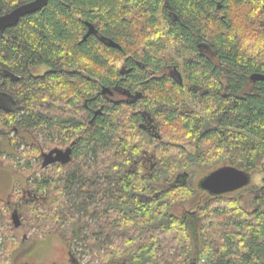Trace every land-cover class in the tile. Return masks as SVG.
<instances>
[{"label": "trees", "instance_id": "1", "mask_svg": "<svg viewBox=\"0 0 264 264\" xmlns=\"http://www.w3.org/2000/svg\"><path fill=\"white\" fill-rule=\"evenodd\" d=\"M29 1L0 0V16ZM41 65L49 70L34 75ZM165 65L181 82L153 72ZM252 73L264 74V0H48L20 17L0 32V85L11 100L0 106V145L10 130L45 148L75 141L54 174L21 171L33 224L49 223L71 264H81L77 239L92 264H264V176L242 188L247 205L198 187L217 167L253 174L264 158V82ZM114 85L138 97L105 101L101 88ZM163 127L174 135L168 147ZM196 169L208 171L195 182ZM189 202L195 233L175 211Z\"/></svg>", "mask_w": 264, "mask_h": 264}, {"label": "rangeland", "instance_id": "2", "mask_svg": "<svg viewBox=\"0 0 264 264\" xmlns=\"http://www.w3.org/2000/svg\"><path fill=\"white\" fill-rule=\"evenodd\" d=\"M168 45L171 51V46L169 43ZM119 64L120 63H118V66ZM48 70L49 67L41 65L33 68L32 73L34 75H42ZM52 114L55 115L54 109L52 110ZM163 128H165V130L162 129V133L166 134L169 131V128ZM19 135L22 138H19V136L12 130L7 131V133L4 134L0 145V150L2 151L1 159L8 161L5 165L0 164V199H5L9 195H12L11 205H13L12 207L11 205L7 206L5 203H0V264H71L73 262L70 261L71 256L66 242L57 232L50 229L49 223L44 225L46 230L41 231L36 223L35 225L33 224V217L28 215L29 211L28 209H25L24 206L26 205L25 201L29 198V195L27 192H23V190L28 189V187L26 179L24 178L25 176L21 171L27 170V168L29 170V168H31V170H29L30 177L39 175L41 171L54 174L55 168L53 166L44 169L41 168V162H39L40 159H38V144L43 146L42 148L44 151H47L56 145H54V143L53 145L51 144L49 148H45L40 136L37 137V140H34L32 136L27 133L21 132ZM169 137H174L170 131L167 133V137L163 139V145L167 143L166 138L169 139ZM156 144L159 146L153 145V147H163L158 141H156ZM165 146L168 147V144ZM185 146L189 150L194 149L192 144H186ZM150 147H152V145ZM86 162L91 163V160L87 158ZM12 165H17L21 170L18 172L15 171L12 168ZM30 165L32 166L30 167ZM217 165L218 164H216L215 167H217ZM207 171V169H196L194 181L196 182V180ZM249 174L251 181L250 184L260 186L262 183V177L264 176V158L257 164L253 174ZM23 193L26 194L24 198H22ZM249 194L250 193L244 189H238L232 191V194H229V196L239 195L241 202L244 205H247ZM199 198L200 195L197 193V200ZM205 199L206 197L202 198L201 202L203 205L205 204ZM193 201H195V199ZM192 203L193 202H189L186 203V205L177 206L175 208L176 214L181 215L185 209H191L193 207ZM15 205L19 206V208L22 207V211H17L22 222V225L18 227L13 225L10 217ZM33 206L34 208L38 207L41 213L45 214L47 212L38 202L36 205L33 204ZM30 224H32L31 227H29ZM189 229L192 233L197 231L195 216H189ZM12 244H15L17 247L15 248V252L11 255L8 254V252L13 249L5 251L4 248L6 245L9 246ZM72 249L76 254L75 256L77 258L80 257L78 261H80L81 264L93 263L92 261H89L92 252L85 247L83 242L77 239L76 242L74 241Z\"/></svg>", "mask_w": 264, "mask_h": 264}, {"label": "water", "instance_id": "3", "mask_svg": "<svg viewBox=\"0 0 264 264\" xmlns=\"http://www.w3.org/2000/svg\"><path fill=\"white\" fill-rule=\"evenodd\" d=\"M48 0H31L26 3H22L9 12H6L0 16V32L3 31L7 26L16 23L20 17L24 16L27 13L34 12L38 9H41L47 4ZM179 80L180 74H178ZM250 79L255 81H264V74L261 73H252ZM102 93H112V90L107 86L101 88ZM8 109V108H6ZM101 109H98L95 113H100ZM55 153V156L53 155ZM43 156L46 158L43 162V166L47 165L50 162H61L67 163L71 160V148L67 147L66 149H51L48 152L43 153ZM178 179V176L176 177ZM250 182V174L243 171L235 166L224 165L215 168L214 170L207 173L198 181V187L208 192L211 195H219L223 193L232 192L246 186ZM12 223L15 227L21 225V219L17 212V209H14L11 213Z\"/></svg>", "mask_w": 264, "mask_h": 264}, {"label": "flooded vegetation", "instance_id": "4", "mask_svg": "<svg viewBox=\"0 0 264 264\" xmlns=\"http://www.w3.org/2000/svg\"><path fill=\"white\" fill-rule=\"evenodd\" d=\"M123 65H125V63L123 62L122 64V68L123 69ZM154 73H157L158 75L160 74V76H164V77H167V76H172V77H178L179 75L176 74V70L174 68L173 65H165V66H162L159 70H155L153 71ZM3 74L6 75L7 72L6 71H3ZM179 79V77H178ZM180 79H181V75H180ZM181 82V80H180ZM110 89V88H109ZM112 90V93H103L105 94V97H104V100L105 101H123V102H132L138 97V93L136 92V90H134L133 92L131 91H128V89H125L121 86H117V85H114L113 86V89H110ZM101 105V104H100ZM0 106H2L3 108H8L10 109V106H11V100L10 98L7 96V94L5 93L4 90H2L1 88V85H0ZM102 106V105H101ZM95 113V112H94ZM145 120V124H143V126L147 129H149L151 132H154V128H153V125L151 123V118L148 116V115H143V118H142V121ZM159 138V136H158ZM159 140V139H158ZM73 145H75V141L72 140L71 142H69V144H67L66 146L64 147H61V146H54L53 148L51 149H66L67 147H70L71 148V160L73 159ZM49 149V150H51ZM49 150L47 151H42L41 152V156H40V162H41V165H42V168H47V167H54L56 170L59 167H63L65 166V164H69L71 162V160L67 163H61V162H50L48 163L47 165L43 166V162L45 161V157L43 156V153L45 152H48ZM55 156V153L53 154ZM145 156L142 157V165L144 166V168L147 170L149 169V165H148V156L147 154H144ZM159 188L158 189H162V187L164 186V182L161 181L159 184ZM243 188V187H242ZM240 188V189H242ZM25 190V189H24ZM23 190V192H24ZM27 190V189H26ZM248 190H256V189H248ZM29 195V193H28ZM23 196H26L25 193H23ZM196 209H185L183 211V213L181 215H184L186 217V220L188 222V225H189V216H195L196 218Z\"/></svg>", "mask_w": 264, "mask_h": 264}, {"label": "bare ground", "instance_id": "5", "mask_svg": "<svg viewBox=\"0 0 264 264\" xmlns=\"http://www.w3.org/2000/svg\"><path fill=\"white\" fill-rule=\"evenodd\" d=\"M264 82V81H263Z\"/></svg>", "mask_w": 264, "mask_h": 264}]
</instances>
